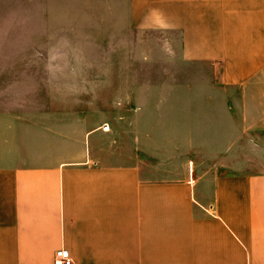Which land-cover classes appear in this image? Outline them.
Wrapping results in <instances>:
<instances>
[{"label": "crops", "instance_id": "crops-1", "mask_svg": "<svg viewBox=\"0 0 264 264\" xmlns=\"http://www.w3.org/2000/svg\"><path fill=\"white\" fill-rule=\"evenodd\" d=\"M91 2L98 30L176 36L216 94L170 88L140 116L126 89L2 105L0 264H264V0Z\"/></svg>", "mask_w": 264, "mask_h": 264}, {"label": "rangeland", "instance_id": "rangeland-1", "mask_svg": "<svg viewBox=\"0 0 264 264\" xmlns=\"http://www.w3.org/2000/svg\"><path fill=\"white\" fill-rule=\"evenodd\" d=\"M106 7L91 0H0V107L29 97L30 107H41L48 89L105 95L126 89L139 116L138 105L171 101L170 88L177 86L194 85L197 101L214 99L216 93L201 89L208 67L176 58V36L169 40L166 33L138 31L129 23L126 35L98 30L104 20L83 16ZM157 115L150 110L144 117L156 127Z\"/></svg>", "mask_w": 264, "mask_h": 264}, {"label": "built area", "instance_id": "built-area-1", "mask_svg": "<svg viewBox=\"0 0 264 264\" xmlns=\"http://www.w3.org/2000/svg\"><path fill=\"white\" fill-rule=\"evenodd\" d=\"M106 131L111 130L110 125L106 122L102 125ZM53 264H75L73 257L68 249L62 248L55 252Z\"/></svg>", "mask_w": 264, "mask_h": 264}]
</instances>
